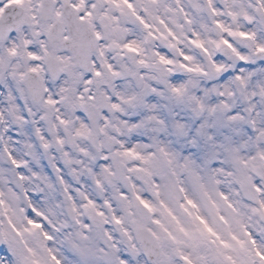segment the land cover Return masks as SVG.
I'll use <instances>...</instances> for the list:
<instances>
[{"label": "snow or ice", "instance_id": "obj_1", "mask_svg": "<svg viewBox=\"0 0 264 264\" xmlns=\"http://www.w3.org/2000/svg\"><path fill=\"white\" fill-rule=\"evenodd\" d=\"M0 264H264V0H0Z\"/></svg>", "mask_w": 264, "mask_h": 264}]
</instances>
